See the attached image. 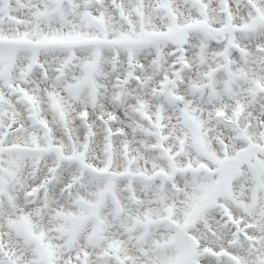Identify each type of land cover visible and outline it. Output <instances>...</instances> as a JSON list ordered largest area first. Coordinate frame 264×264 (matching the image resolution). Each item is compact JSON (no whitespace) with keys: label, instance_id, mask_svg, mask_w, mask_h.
<instances>
[{"label":"snow or ice","instance_id":"snow-or-ice-1","mask_svg":"<svg viewBox=\"0 0 264 264\" xmlns=\"http://www.w3.org/2000/svg\"><path fill=\"white\" fill-rule=\"evenodd\" d=\"M0 264H264V0H0Z\"/></svg>","mask_w":264,"mask_h":264}]
</instances>
